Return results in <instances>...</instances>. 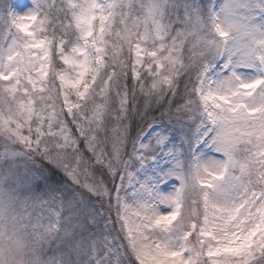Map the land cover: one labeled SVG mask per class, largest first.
Instances as JSON below:
<instances>
[{
    "label": "snow or ice",
    "instance_id": "1",
    "mask_svg": "<svg viewBox=\"0 0 264 264\" xmlns=\"http://www.w3.org/2000/svg\"><path fill=\"white\" fill-rule=\"evenodd\" d=\"M21 231L32 264H264V0H0Z\"/></svg>",
    "mask_w": 264,
    "mask_h": 264
},
{
    "label": "clouds",
    "instance_id": "2",
    "mask_svg": "<svg viewBox=\"0 0 264 264\" xmlns=\"http://www.w3.org/2000/svg\"><path fill=\"white\" fill-rule=\"evenodd\" d=\"M5 198H7V194H5ZM18 237L23 240V248H17L9 239L0 238L3 264H32L35 259L32 252L33 242L31 237L22 231L18 233Z\"/></svg>",
    "mask_w": 264,
    "mask_h": 264
},
{
    "label": "trees",
    "instance_id": "3",
    "mask_svg": "<svg viewBox=\"0 0 264 264\" xmlns=\"http://www.w3.org/2000/svg\"><path fill=\"white\" fill-rule=\"evenodd\" d=\"M129 83H131V81H129ZM150 115H155L158 117L160 115V113H159V111H153L152 113H150ZM138 119L139 118H136V120H138ZM136 120H133V122H132V135L133 136L135 135V132L137 130ZM44 165H45V168L50 170L52 173V177H53L52 182L60 181L61 183H68V179L65 177V175L62 171L55 170L51 165H48L46 161H45ZM105 180L108 181V183L112 186L110 178L105 176ZM113 213L115 214L114 209H113L112 214Z\"/></svg>",
    "mask_w": 264,
    "mask_h": 264
},
{
    "label": "rangeland",
    "instance_id": "4",
    "mask_svg": "<svg viewBox=\"0 0 264 264\" xmlns=\"http://www.w3.org/2000/svg\"><path fill=\"white\" fill-rule=\"evenodd\" d=\"M218 2H220V0H218ZM141 103H142V101H141ZM138 118V117H137ZM45 163V162H44ZM81 179L83 180V177H81ZM118 182V181H117ZM67 184H71V181L70 180H68V183ZM109 187L111 188L112 186L109 184ZM113 215V218L115 217V214L113 213L112 214Z\"/></svg>",
    "mask_w": 264,
    "mask_h": 264
}]
</instances>
